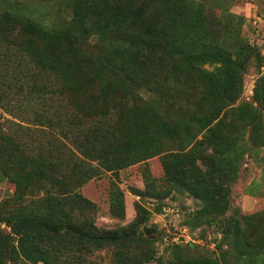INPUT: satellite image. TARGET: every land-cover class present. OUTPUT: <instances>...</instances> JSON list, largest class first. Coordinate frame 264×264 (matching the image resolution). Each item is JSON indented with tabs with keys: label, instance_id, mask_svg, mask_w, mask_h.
<instances>
[{
	"label": "trees",
	"instance_id": "1",
	"mask_svg": "<svg viewBox=\"0 0 264 264\" xmlns=\"http://www.w3.org/2000/svg\"><path fill=\"white\" fill-rule=\"evenodd\" d=\"M71 12L74 26L86 27V40L100 44L97 55L86 51L76 57L57 33L51 37L23 17L0 12V47L55 79L48 87L28 88L46 95L38 102L51 104V114L35 111L34 119L51 133L60 130L63 158L51 156L56 147H48V156L33 151L13 135L16 129L0 121V173L15 186L14 194L0 202V221L10 228L0 229V264H105L92 256L106 248L110 264H228L232 259L264 264V209L227 213L230 184L246 151L233 121H248L242 133L258 132L262 128L255 124L264 122V76L254 87L255 105L232 107L242 93L252 48L226 46L199 0H74ZM116 72L127 75L129 84L119 85L123 76L116 79ZM166 83L187 89L189 116L167 111L176 112L175 99L162 106L132 88L161 98L167 95ZM92 87L97 93L85 95ZM4 101L0 86V106L10 109L11 99ZM157 154L166 194L186 192L199 201L186 224L217 225L218 253L175 242L166 258H158L155 241L138 231L146 221L139 204L129 224L96 226V205L80 187L101 171L116 172ZM111 211L124 215L120 199L111 198Z\"/></svg>",
	"mask_w": 264,
	"mask_h": 264
},
{
	"label": "rangeland",
	"instance_id": "2",
	"mask_svg": "<svg viewBox=\"0 0 264 264\" xmlns=\"http://www.w3.org/2000/svg\"><path fill=\"white\" fill-rule=\"evenodd\" d=\"M205 9L207 20L221 41L228 47L239 43L248 45L253 50L246 74L244 85L239 99L232 107L242 103H253L254 87L259 77L264 76V0H199ZM74 0H0V12L23 17L26 24L32 22L35 31L38 28L45 29L51 37H57L66 43L69 53L70 46L76 57L86 51L95 55L99 53L100 44L92 45L87 41L85 28L75 27L73 24L71 6ZM84 5H79V12L85 15ZM84 31V32H83ZM66 33V35L64 34ZM0 86L6 95V101L11 99L10 109L3 110L0 106V121L6 124L8 129H16L13 134L25 144H30V149L48 156V147H56L51 156H59L58 145L62 139L61 132L54 128L39 125L34 119V112L47 109L51 114V104L38 102L37 97L44 93L33 92L28 87L34 84L42 87L52 84L54 77L42 74L33 69L20 54L14 50L0 47ZM117 73V72H116ZM123 76L115 74V78ZM131 79L123 76L121 83H127ZM19 84L23 87L18 86ZM23 88L24 91L20 92ZM132 88L142 93L146 99L156 98L162 106H167L175 99L179 105L176 112L167 107V111L174 117H179L178 111L189 116L191 101L182 84L166 83L167 95L158 98L155 93L141 91L132 84ZM44 89V88H43ZM97 93L95 87L85 91V95ZM136 93V91L134 92ZM21 96L22 99L16 100ZM4 101L6 104L7 102ZM18 101V102H17ZM46 102V100H44ZM16 104V105H15ZM194 110L196 111L195 107ZM172 117V116H171ZM172 117V118H174ZM228 117H231L228 114ZM7 119V121H5ZM180 119V118H175ZM245 122L236 119L233 121L234 134L243 137L246 151L238 166L237 178L231 182V209L230 214L238 211L241 214H251L264 209V122L255 124V128L262 130L241 132L247 126ZM20 124V125H18ZM21 126V127H20ZM23 127H26L23 128ZM242 134V135H241ZM202 134L198 135L201 138ZM164 176L162 156L159 154L145 160L131 164L123 169L114 171H101L95 177L89 179L80 187V192L95 203V224L101 229H116L129 224L136 216V204L143 208L146 221L140 225L138 231L155 241L156 256L166 258L169 247L178 242L182 246L192 244L194 248L218 250L215 248L219 242L221 233L217 231L216 224L189 226V215L200 208L199 201L189 196L186 192L171 190L166 194L164 189ZM15 192L12 182L0 173V202L11 197ZM111 198L120 199L123 204L124 215L120 216L111 211ZM0 229L9 232L10 228L0 221ZM249 235V234H248ZM254 240L252 233L250 241ZM92 259L105 264L112 261L111 250L106 248L93 254ZM37 264H44L39 262ZM150 264H155L152 262ZM228 264H238L232 259ZM242 264V263H240Z\"/></svg>",
	"mask_w": 264,
	"mask_h": 264
}]
</instances>
